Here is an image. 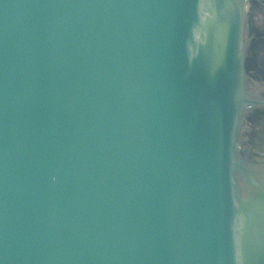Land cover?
<instances>
[{"label":"water","instance_id":"1","mask_svg":"<svg viewBox=\"0 0 264 264\" xmlns=\"http://www.w3.org/2000/svg\"><path fill=\"white\" fill-rule=\"evenodd\" d=\"M247 4L0 0V264H264Z\"/></svg>","mask_w":264,"mask_h":264},{"label":"flooded vegetation","instance_id":"2","mask_svg":"<svg viewBox=\"0 0 264 264\" xmlns=\"http://www.w3.org/2000/svg\"><path fill=\"white\" fill-rule=\"evenodd\" d=\"M262 16L263 18L260 19L259 17ZM246 18L249 33L246 65L250 72V74L247 73V92L251 98L260 101L252 110L247 112L246 118L258 116L263 123L261 125L264 127V81H261L262 77L264 78V0H248ZM256 140L257 142L262 140L261 142L264 143V131L259 133L257 139L254 137V143ZM242 150H244L243 155L248 157L251 156L252 152H257L254 148ZM261 154L264 155V152ZM259 159L264 160V156ZM255 167V177L259 183L251 182L248 179L241 182L242 195L246 200L245 205L248 206V210L258 208L259 204L264 201V163H258Z\"/></svg>","mask_w":264,"mask_h":264},{"label":"rangeland","instance_id":"3","mask_svg":"<svg viewBox=\"0 0 264 264\" xmlns=\"http://www.w3.org/2000/svg\"><path fill=\"white\" fill-rule=\"evenodd\" d=\"M260 19L263 18L262 17H259ZM247 19V18H246ZM263 21V20H262ZM264 22V21H263ZM247 23L245 22V31H246V39H248L249 37V33H248V30H247ZM246 70H247V73L250 74L249 70L247 69V65H246ZM261 81H264V78L262 77ZM263 124L260 117H256L255 115L253 117H248L245 119L244 123H243V127L244 129L242 130V133L240 135V139H239V144H240V147H239V150L241 152H243L244 148L246 149H250V148H254L257 152L256 153H253L251 154V156H245L252 164H254L255 166L258 165V163H264V160H260L259 158L261 156H264L262 155L261 153L264 152L263 149H264V143L261 142L262 140H256V142L254 143V137L255 139H257V136L259 135V133H262L264 131V127L261 125ZM253 151V150H251Z\"/></svg>","mask_w":264,"mask_h":264}]
</instances>
